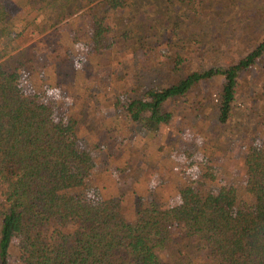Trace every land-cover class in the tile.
Returning a JSON list of instances; mask_svg holds the SVG:
<instances>
[{"label": "rangeland", "instance_id": "obj_1", "mask_svg": "<svg viewBox=\"0 0 264 264\" xmlns=\"http://www.w3.org/2000/svg\"><path fill=\"white\" fill-rule=\"evenodd\" d=\"M130 2L110 9L100 0H0V61H20L23 91L39 93L59 121L74 125L70 137L95 162L85 172L86 203L116 197L132 218L137 199L169 207L180 202L184 185L216 191L227 184L246 204L245 157L252 145L264 148V53L240 73L226 123L218 118L223 76L165 102L172 116L158 126L134 120L127 105L176 82V55L187 70L223 68L249 53L264 40V0ZM95 16L107 26L108 47L100 53ZM172 227L165 264L178 263L179 251L206 258L197 239ZM21 244L18 237L11 248L14 264Z\"/></svg>", "mask_w": 264, "mask_h": 264}, {"label": "trees", "instance_id": "obj_2", "mask_svg": "<svg viewBox=\"0 0 264 264\" xmlns=\"http://www.w3.org/2000/svg\"><path fill=\"white\" fill-rule=\"evenodd\" d=\"M100 1L110 9L131 3ZM106 30L105 18L95 16L92 38L98 53L108 47ZM263 53L261 40L226 67L187 70L184 58L176 55V82L148 89L127 109L134 120L158 126L172 116L163 111L165 102L223 76L218 118L226 123L240 73ZM22 65L0 61V264H14L11 248L18 237L23 244L17 264H165L162 253L173 241L174 224L199 241L197 252L207 251L206 258L184 257L179 251L176 264H264L263 147L252 145L245 157V190L251 198L246 204H240L234 185L213 191L187 184L179 190L177 205L137 199L129 218L116 197L83 200L93 157L70 137L72 123L59 121L39 93L23 91L18 82Z\"/></svg>", "mask_w": 264, "mask_h": 264}]
</instances>
